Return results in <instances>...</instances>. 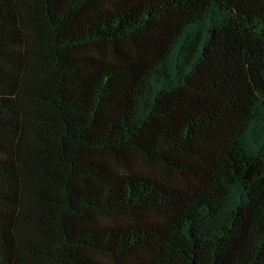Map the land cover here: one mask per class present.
<instances>
[{"label":"trees","instance_id":"trees-1","mask_svg":"<svg viewBox=\"0 0 264 264\" xmlns=\"http://www.w3.org/2000/svg\"><path fill=\"white\" fill-rule=\"evenodd\" d=\"M0 264H264V0H0Z\"/></svg>","mask_w":264,"mask_h":264}]
</instances>
